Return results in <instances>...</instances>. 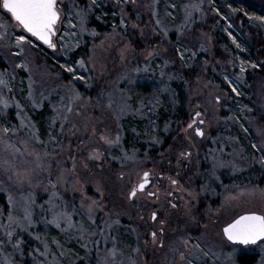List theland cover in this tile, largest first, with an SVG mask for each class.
I'll use <instances>...</instances> for the list:
<instances>
[{
    "label": "rangeland",
    "instance_id": "obj_1",
    "mask_svg": "<svg viewBox=\"0 0 264 264\" xmlns=\"http://www.w3.org/2000/svg\"><path fill=\"white\" fill-rule=\"evenodd\" d=\"M87 1L58 0L51 50L0 0V72L10 85H0L8 102L0 103V128L15 130L9 143L20 149L0 145V160L36 167L38 152L44 161L31 185L0 168V264H100L113 247L118 264H187L181 252L192 264H240L239 255L264 264V242L232 244L223 233L241 214L264 215V75L250 83L264 58L254 63L246 52L250 30L264 39L255 19L264 0H101L112 7L105 33L89 26L95 2ZM19 35L33 43L18 56ZM80 48L85 57L75 55ZM178 88L184 122L170 111ZM44 109L41 123L34 113ZM145 172L151 183L131 198ZM29 196L33 223L20 227Z\"/></svg>",
    "mask_w": 264,
    "mask_h": 264
},
{
    "label": "snow or ice",
    "instance_id": "obj_2",
    "mask_svg": "<svg viewBox=\"0 0 264 264\" xmlns=\"http://www.w3.org/2000/svg\"><path fill=\"white\" fill-rule=\"evenodd\" d=\"M194 7H198V5H194ZM2 8L7 10L8 13L11 14V18L17 22V24L25 30L26 33L31 34L32 37H35L37 40L42 41L44 44L48 45L52 49H56L57 44L53 42V36L57 32V24L61 22V11L60 6L58 4V0H3ZM82 20L86 19V16L81 18ZM255 19L264 22V16L255 17ZM159 23V21H157ZM6 27V26H5ZM31 44L33 41L29 39L26 35H19L16 39V46L20 48V52H17L16 55H21L24 51L23 45ZM81 64L83 62L81 61ZM20 67H26L25 63H21ZM69 72H74V69L68 65H65ZM243 67L241 68V72H243ZM5 73L0 72V85L8 86L10 88L9 82L4 79ZM83 79V77H79ZM11 90V89H10ZM0 103H3L5 107L8 106L7 100H0ZM71 110V109H69ZM196 116L199 117L200 113L197 112ZM196 121H193V124ZM203 123V121H201ZM192 125L190 124L189 127ZM15 130L9 127L0 128V145L4 146L5 151L8 149H12L13 152H19L20 149L17 148L14 144L9 143L8 134L14 132ZM195 131L200 135L204 136V131L197 127ZM109 144L113 143L112 140L105 137ZM119 137H117V140ZM25 144V150H27V142H22ZM253 147H257V145H253ZM260 151H264V148H258ZM31 154V153H29ZM36 155V167H25L18 168L15 163L8 159L0 160V168H3L4 171H14L16 183L20 186H23L25 183L31 185L33 183L34 176L37 170H43L44 161L41 153H35ZM44 156L47 153L43 154ZM149 173L145 172L143 174V182L138 185L140 190L145 188V185L149 182ZM9 179H12V176H9ZM173 183H177V181H173ZM132 197H136L137 189H133L130 193ZM150 195H154L150 193ZM11 196H9V200L11 201ZM35 204L34 198L29 196L24 203L21 204V208L23 210L22 216L17 221L18 226L20 227H28L33 223L32 220V206ZM93 204H96L93 201ZM89 210L91 211V206H89ZM67 223L69 226L73 225V221L70 215H67ZM154 220L156 219V214L153 213ZM9 219H12V216L9 215ZM55 222V218H54ZM59 226V225H58ZM81 231H84L83 226L81 227ZM224 234L227 236V239L233 243H239L243 245H255L258 242H264V215L257 214L255 212L247 213L239 216V218L233 220L227 227L223 229ZM8 235L11 236L12 233L8 232ZM155 238L156 233H152ZM3 241H0L2 244ZM186 245L190 243V241L184 242ZM87 247V245H85ZM199 244L193 245V250L199 248ZM178 251V249H177ZM208 255V253H204ZM117 251L115 247L109 250V252L101 258L100 264H118L116 260ZM181 258L187 260V264H192L191 260L185 256L183 252L180 253Z\"/></svg>",
    "mask_w": 264,
    "mask_h": 264
},
{
    "label": "trees",
    "instance_id": "obj_3",
    "mask_svg": "<svg viewBox=\"0 0 264 264\" xmlns=\"http://www.w3.org/2000/svg\"><path fill=\"white\" fill-rule=\"evenodd\" d=\"M79 1L83 2L84 4H86L88 2L87 0H79ZM94 2H95V4L92 3V4H94V15H93V17L89 23V26L95 28L100 33H105L111 28L109 27L108 23H104L102 21V17H105L106 16L105 12H108L109 9H112V7L107 2L108 8H104L103 7L104 1H101V0H94ZM98 2H101V4H97ZM87 5H88V3H87ZM250 9H252V8H250ZM238 17L243 18V16L241 14H239ZM247 29L250 30L251 25H248ZM249 33L251 34V42L249 43V45L247 43V47H246L248 60H250L254 63L255 62L257 63L256 59L264 58V39H263L261 33H257L256 31H254V29L250 30ZM128 36H132V38L135 39V43H137L138 46H143L139 41L136 42V39H138V38L134 37L133 34H130ZM224 37L227 39L226 36H224ZM227 41H228V39H227ZM255 47H256V49H258L259 52L255 53V51H254ZM41 49H44V51H47L46 53H48V50L45 49L44 47H41ZM82 51H83V49L80 48L79 50L76 51L75 55L81 54L79 57H85V55L87 53V49H85L86 53H84V54L82 53ZM45 56H47L48 63L52 69L57 70L58 68H61L59 65V62H57L55 60V57L53 56V52H49L48 55H45ZM261 66H263V67L260 68V70L255 69L254 72L252 74H250V77H251L250 83L251 84L254 83L251 81H255L256 78H261L260 76L264 75V64H262ZM261 69L263 71H261ZM178 85H180V84H178ZM178 94H179V99L177 102L178 104L176 105V108L174 109V111L173 110H170V111H172L171 115L173 117H175L177 120H181V122L182 121L184 122L188 117L186 93H185V91H183V88L182 89L178 88ZM164 110L165 109H162L161 112L162 111L164 112ZM45 113H46V111L44 109L42 111L34 113V115H35V118L37 120H40L41 123H43L42 121H44L43 118H45ZM167 115H169V114L167 113ZM167 115L165 114V118L160 123V126H162V128L165 126V124H166L165 122H167V120L170 119V116L167 117ZM167 141H168V139H167ZM261 182H264V177H262ZM0 196H1V201H4V195L0 194ZM26 250H29V247H26ZM257 260H258V258L255 255H251L250 257H248L247 255H239V257H238V262L240 264H254L257 262Z\"/></svg>",
    "mask_w": 264,
    "mask_h": 264
},
{
    "label": "water",
    "instance_id": "obj_4",
    "mask_svg": "<svg viewBox=\"0 0 264 264\" xmlns=\"http://www.w3.org/2000/svg\"><path fill=\"white\" fill-rule=\"evenodd\" d=\"M2 3H3V0H2ZM5 10V9H4ZM6 12H7V10H5ZM8 13V12H7ZM10 16H11V14L10 13H8ZM13 20H14V18H12ZM15 21V20H14ZM16 22V21H15ZM17 23V22H16ZM58 25H59V23L57 24V32H58ZM25 31V30H24ZM57 32H56V34L53 36V42H54V38H55V36L57 35ZM27 34H29V33H27ZM30 36H31V34H29ZM32 37V36H31ZM34 39H36L35 37H33ZM37 40V39H36ZM38 42H40L42 45H44V46H46V47H48L49 49H51V50H55V49H52L51 47H49L48 45H46V44H44L42 41H39V40H37ZM55 43V42H54ZM142 183V182H141ZM149 184H150V181L145 185V188L147 187V186H149ZM145 188L143 189V190H145ZM143 190H140L138 187H137V191H143ZM130 197L131 198H133L131 195H130ZM252 213V212H251ZM255 213H257V212H255ZM244 214H247V213H244ZM244 214H241V215H244ZM257 214H260V215H263V214H261V213H257ZM241 215H239V216H241ZM239 216L237 217V218H239ZM236 218V219H237ZM235 220V219H234ZM233 222V221H232ZM231 223V222H230ZM229 223V224H230ZM228 226V224L225 226V227H227ZM224 227V228H225ZM223 228V229H224ZM224 233V232H223ZM224 236L226 237V239H227V236L224 234ZM228 240V239H227ZM229 241V240H228ZM229 242H231V241H229ZM232 244H239V243H233V242H231ZM258 243H260V242H258ZM257 243V244H258ZM241 245H243V244H241ZM251 245V244H250ZM256 245V244H255ZM244 246H247V245H244Z\"/></svg>",
    "mask_w": 264,
    "mask_h": 264
},
{
    "label": "flooded vegetation",
    "instance_id": "obj_5",
    "mask_svg": "<svg viewBox=\"0 0 264 264\" xmlns=\"http://www.w3.org/2000/svg\"><path fill=\"white\" fill-rule=\"evenodd\" d=\"M150 183H151V181H150Z\"/></svg>",
    "mask_w": 264,
    "mask_h": 264
}]
</instances>
